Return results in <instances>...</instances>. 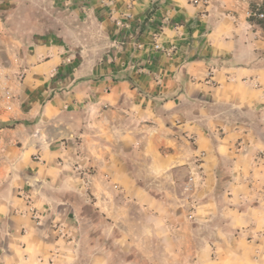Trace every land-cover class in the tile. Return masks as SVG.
<instances>
[{
    "label": "crops",
    "instance_id": "1",
    "mask_svg": "<svg viewBox=\"0 0 264 264\" xmlns=\"http://www.w3.org/2000/svg\"><path fill=\"white\" fill-rule=\"evenodd\" d=\"M252 4L0 0V264H264Z\"/></svg>",
    "mask_w": 264,
    "mask_h": 264
},
{
    "label": "rangeland",
    "instance_id": "2",
    "mask_svg": "<svg viewBox=\"0 0 264 264\" xmlns=\"http://www.w3.org/2000/svg\"><path fill=\"white\" fill-rule=\"evenodd\" d=\"M23 1H25V2H27L28 0H23ZM30 1H32V0H30ZM35 2L36 3H42L43 2V0H35ZM25 5V3L23 4V6ZM261 9H264V6H262V5H255V4H252V12L254 13V12H256V15H257V18L258 19H260V20H262V19H264V18H259L258 17V14H264V11L262 10V11H260ZM43 13H46V14H48V12H46V11H42V10H28L26 7H24V9L21 11H19L18 12V16H16V17H18V18H26L27 16H30V15H37V16H41L42 17V15H44ZM16 76L18 77V80L20 81H22V79H23V75L21 74V73H17L16 74ZM5 78H7V79H9V77H8V75H5V74H1L0 75V84H3V82L5 81Z\"/></svg>",
    "mask_w": 264,
    "mask_h": 264
},
{
    "label": "built area",
    "instance_id": "3",
    "mask_svg": "<svg viewBox=\"0 0 264 264\" xmlns=\"http://www.w3.org/2000/svg\"><path fill=\"white\" fill-rule=\"evenodd\" d=\"M193 3L196 4V5L202 4L204 6H208L209 5V0H193ZM258 17L259 18H264V14L263 13L262 14L260 13V14H258ZM156 48L157 49H161V47L158 46V45H156ZM211 77H212V72L209 73L210 80L212 79ZM192 181H193V179H190V182H192Z\"/></svg>",
    "mask_w": 264,
    "mask_h": 264
},
{
    "label": "trees",
    "instance_id": "4",
    "mask_svg": "<svg viewBox=\"0 0 264 264\" xmlns=\"http://www.w3.org/2000/svg\"><path fill=\"white\" fill-rule=\"evenodd\" d=\"M264 11V9H261L260 11ZM256 14V12H254L252 15H251V17H250V21H252V22H255L256 24H258L259 26H261L263 29H264V19H262V20H260V19H258L257 18V16L255 15ZM3 127H9L10 125H8V124H4V125H2Z\"/></svg>",
    "mask_w": 264,
    "mask_h": 264
}]
</instances>
